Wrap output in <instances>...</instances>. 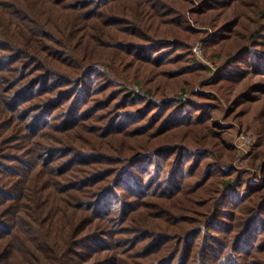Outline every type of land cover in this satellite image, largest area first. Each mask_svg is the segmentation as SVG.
<instances>
[{"label": "trees", "instance_id": "16d2710c", "mask_svg": "<svg viewBox=\"0 0 264 264\" xmlns=\"http://www.w3.org/2000/svg\"><path fill=\"white\" fill-rule=\"evenodd\" d=\"M0 264H264V0H0Z\"/></svg>", "mask_w": 264, "mask_h": 264}, {"label": "rangeland", "instance_id": "374dc122", "mask_svg": "<svg viewBox=\"0 0 264 264\" xmlns=\"http://www.w3.org/2000/svg\"><path fill=\"white\" fill-rule=\"evenodd\" d=\"M194 45H199V46H201L202 48H203V43H201L200 41H196L195 42V44ZM195 47V46H194ZM194 49V48H193ZM198 59H200L201 61H205V55H204V52H203V56L200 58V57H198V56H196ZM167 86L168 85H166L165 86V89H164V91H167V92H169L170 93V91L172 90V91H174V92H176V91H178V89H179V87H178V84H172L171 85V88H167ZM224 126V125H223ZM233 132V131H232ZM231 132V133H232ZM246 136H249V137H251L252 138V142L247 146V147H245L244 149H243V151H241L239 154L240 155H243L244 153H246L249 149H250V145H252L254 142H255V140H256V134L255 133H251L250 135H246ZM180 136H179V134H176V135H174V134H170L169 136L167 135V137L166 138H164L163 139V141H168V142H171V141H173V140H178V138H179ZM240 138V137H239ZM239 138H237L236 140H235V143H236V146L238 147V144H239V142H238V139ZM239 163L241 164L242 163V161H239ZM240 167H244V165H239ZM250 173H252V175L253 176H255L256 174H254L253 172H254V170H252V169H250ZM257 176L260 178V179H262V176L261 175H259V174H257Z\"/></svg>", "mask_w": 264, "mask_h": 264}, {"label": "built area", "instance_id": "2783aa9c", "mask_svg": "<svg viewBox=\"0 0 264 264\" xmlns=\"http://www.w3.org/2000/svg\"><path fill=\"white\" fill-rule=\"evenodd\" d=\"M193 52L195 53L196 56L198 57H202L203 56V51H202V47L199 45H196L193 49ZM238 148L241 151H243V149L245 147H247L251 142H252V138L249 136H242L238 139Z\"/></svg>", "mask_w": 264, "mask_h": 264}]
</instances>
